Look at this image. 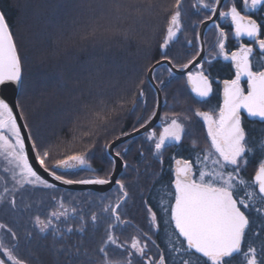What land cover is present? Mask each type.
Returning <instances> with one entry per match:
<instances>
[{
    "label": "trees",
    "instance_id": "16d2710c",
    "mask_svg": "<svg viewBox=\"0 0 264 264\" xmlns=\"http://www.w3.org/2000/svg\"><path fill=\"white\" fill-rule=\"evenodd\" d=\"M117 3L138 5L140 11H118ZM175 3L176 0H0L25 70L19 108L38 158L43 157L45 150L50 153L44 158L46 168H54L67 155L82 152L95 174L109 173L111 160L105 153L106 145L132 128L137 117L138 89H147L148 71L161 58ZM92 30L96 31L95 39L81 40ZM119 103L123 106L119 107ZM102 108L114 109L111 119L96 135L85 138L86 129L80 127L84 111ZM250 158L254 166L244 177L249 183L259 161L264 160V146L256 148ZM62 172L69 179L91 174L84 170ZM57 190L58 206L63 204L68 214L43 232L35 217L47 218L56 202H50V208L47 203L38 206L35 202L27 204L26 200H8L0 205V224L8 225L15 233L13 236L8 229L0 228V244L12 250L16 260L23 259L27 264H99L105 258L99 251L101 247L106 248L107 257L121 251L116 245H105L113 223L110 212L104 211L110 193ZM141 190L144 192L145 187L137 188L136 180L126 188L129 198H138V218L134 222L146 231L149 220ZM250 191L248 188L238 194L244 196ZM246 211L253 220L246 245L264 244L263 237L252 232L257 223L262 225L264 200L255 197ZM93 214L96 220L92 219ZM115 230L119 242L121 237L126 239L121 227ZM155 241L167 264H180L186 256L182 251L168 249L170 233L160 231ZM77 247L79 253L75 251ZM121 254L125 255L124 250ZM192 260L194 264H204L196 253H192Z\"/></svg>",
    "mask_w": 264,
    "mask_h": 264
},
{
    "label": "snow or ice",
    "instance_id": "6c2138e0",
    "mask_svg": "<svg viewBox=\"0 0 264 264\" xmlns=\"http://www.w3.org/2000/svg\"><path fill=\"white\" fill-rule=\"evenodd\" d=\"M200 3L205 9H210L213 15L216 14L214 6L205 3V0H200ZM215 3L219 4L220 0H215ZM243 3L245 7L255 9L258 5H264V0H250V3L249 0H243ZM115 7L118 11L120 9L125 12L140 11V7L135 4L117 3ZM174 8L175 11L171 12L162 45L165 49L178 39V34L182 30L181 0H176ZM219 15L230 18L237 37H249L258 43L260 49H264V39L259 38L262 32L261 25L251 16L242 15L235 4L229 11L221 12ZM216 27L219 28L220 54L234 63L235 78L223 82V104L219 107L218 114L215 110L196 113L206 124L210 148L202 156H197L195 162L184 159L176 161L174 190L170 194L174 203L164 207L163 211L168 215V223L173 226L174 234L180 240L181 245H186L185 251L201 254L206 258L204 264H231V259L237 254L243 255L245 264H264V247L258 252L256 247L245 244L246 235L252 226L250 215L246 211L250 206L249 201L257 196L264 200V160L259 161L251 183L242 179L240 175L241 164L242 162L247 163L248 153L252 151L242 125L241 111L244 110L249 116L264 120V67L254 70L251 59L253 48L249 45L242 44L239 49L230 54L226 52L224 41L227 39V34L223 28L219 27V24ZM95 38V30L81 36V40ZM157 63L159 64V61ZM191 64L193 60L179 67L184 70ZM149 71L154 70L149 69ZM168 72L170 76H174L172 68H169ZM25 80L24 65L9 25L6 10L0 9V156H3L5 161L12 166L9 171L13 172L14 179L18 172V182L22 185L47 184V181L41 179L29 161L21 126L17 123L18 113L15 109L19 108V101L15 99L14 89L22 92ZM242 81L246 82V88ZM187 82L191 86V91L201 100L208 98L213 91L212 82L203 70L187 72ZM138 90L142 97L143 88ZM123 102L126 103V101ZM118 106L122 107L123 103H119ZM112 111L106 108L86 109L83 122L80 123V127L86 129L83 136L91 138L96 135L98 130L111 119ZM181 119L179 114H175L167 118L168 122L162 125L163 130L159 135L154 130L151 132L149 139L155 140L156 152L182 139L186 129ZM32 147L35 148V142ZM126 152L127 149H125ZM49 155L50 153L45 150L43 157H39V163L43 165L44 158ZM115 157L120 158L121 153L115 152ZM86 164L85 154L82 152H75L57 161L58 168L79 167ZM125 166L127 167L126 162ZM51 175L57 180H63V177L56 176L55 172ZM109 175H111V170H109ZM64 182L73 183V181ZM110 182V179L98 177L79 181V183L101 185ZM116 183L122 190V195L115 204H109L104 209L111 213L115 221L114 224L109 225L110 228H114L116 223H127L122 220L121 209L127 202L128 192L123 180L116 181ZM248 188L252 191L245 192L244 196L238 194ZM63 207L61 204L60 208L63 209ZM75 211L76 209L73 208L72 212ZM67 214V209L51 211L46 219L36 216L35 222L43 232L53 227L54 220H59ZM92 219H97L95 214L92 215ZM151 223L157 228L160 224L157 213L154 211L151 212ZM0 228H6L9 233L15 235L6 224H0ZM143 235L145 237L143 241L140 237H134L131 244L127 246L139 253L141 257L146 255L149 239L147 233ZM108 244L116 245L118 249L126 251V245L118 244L117 238L112 234L107 236L105 245ZM173 248L175 249V245ZM5 251L8 250L5 249ZM75 251L79 253L80 248L77 247ZM99 251L105 254V258L99 264H130L129 260L108 258L105 247H101ZM128 255L132 253L129 252ZM0 264H4V261L0 260ZM16 264H27V261L17 259ZM146 264H167V261L163 255H159L158 258L148 257ZM180 264H191V261L181 259Z\"/></svg>",
    "mask_w": 264,
    "mask_h": 264
},
{
    "label": "flooded vegetation",
    "instance_id": "af4514ba",
    "mask_svg": "<svg viewBox=\"0 0 264 264\" xmlns=\"http://www.w3.org/2000/svg\"><path fill=\"white\" fill-rule=\"evenodd\" d=\"M186 1L188 0H183L181 8L188 10V12L185 13L183 11L184 13H182L181 11L182 30L178 34V39L175 42L170 43L168 48L165 49L162 47L161 58L158 61H171V64L175 65V68L177 69H180L179 66L186 64L189 60H193L194 62L198 59V61L191 67L189 65L187 69H184L183 73H175L172 70L174 76L169 75L168 69L170 67L165 63L155 69L153 77L162 96L161 114L158 122L149 130L136 137L127 139L114 149L115 152L117 148L120 149L124 166L118 181L123 180L126 188L134 180H136L137 188L143 187V185H145L143 178H145L146 175L147 178L156 177L153 181H147L148 185L146 191L143 192L141 190V193L144 194L142 197V204L146 209L149 228L144 231L140 225L134 222V220H136L135 217L138 218V198L128 197L129 199H127L131 200V203L128 204L126 202L121 209L122 220L127 223H116V226L112 228L109 234H112L117 238L118 230L115 229L121 227V231L125 233V240L127 241L134 238L135 234H142V237H144L143 234L147 233L149 242L154 248H157L160 253V245L156 243L155 238L160 231L163 232V234L170 233L172 241L167 246L168 249L184 252L186 254L184 260H190L191 264H194L195 262L192 260V252L185 251L186 245H181L180 240L177 239L174 234L173 226L168 223L169 217L163 211V208L170 203H174V200H171L170 194L174 190L173 181L175 178L176 161L184 159L195 162L197 156H202L204 152L210 148L209 139L207 138L206 124L201 117L196 115V113L215 110V113L218 114L219 107L223 104V82L235 78L234 63L231 60L225 59L224 56L220 54L218 48L219 28H217L216 25L219 24V27L223 28L227 34V39L224 41L226 52L230 54L239 49L242 44L249 45L253 48L251 59L253 61L254 70H259L261 67H264V49H260L258 43H255L249 37H237L234 33V25L230 18L221 17L219 14L221 12L229 11L233 4H235L242 15L245 17L251 16L252 19L256 20L257 23L261 25L262 32L259 38L264 39V5H258L255 9H251L244 6L243 0H223L221 5L216 4L215 0H205V3L211 4L216 8V14L213 15L210 9H205L203 7L200 0H191L189 4H187ZM212 18H214V20L203 29L202 25ZM199 70H203L204 74L208 76L209 80L212 82L213 91L210 96L204 100H201V98L197 97L195 93L191 91V86L187 82V72H196ZM242 83L245 84L246 88V82L242 81ZM147 84L148 87L145 90L144 95L138 98V104L135 105L137 117L132 124V128L123 135L141 128L142 125H146L156 112L158 93L149 83L148 79ZM175 114H179L182 118L181 122L185 125L186 133L180 141L171 143L160 152H156L154 147L155 140L149 139V136L153 130L159 135L163 130L162 125L168 122L167 118ZM241 117L242 125L247 134L248 145L252 148V151L248 153L247 163L244 164L242 162L241 164L240 175L241 178L244 179V177L246 178L249 174L248 171L251 172L254 166V164L253 166L251 165L254 161L251 160L250 156L253 155L256 148L262 149V146H264V120L259 117L249 116L244 110L241 111ZM125 149H127L126 153ZM105 151L107 156L110 157L107 147ZM125 162L127 167L125 166ZM79 167L59 169L73 170L75 168L78 169ZM257 168L258 166L253 172L252 177H254ZM128 172H131V174ZM134 176L136 177L134 178ZM115 188H118L122 193V190L117 184L111 190L102 195L111 192ZM25 192V190H19L15 196L9 197L8 200H11L12 202L14 200V203H16V201L20 202V197H22ZM91 192L100 194L94 191ZM90 199L93 202V212L95 213L94 197ZM29 200L31 201L32 199L29 198ZM111 203V200L108 201L107 204H105L104 209ZM250 203H253V200L250 201L249 204ZM133 210L136 211L137 214H133ZM153 211L157 213V219L160 221L158 228L154 227L151 223V212ZM109 217L111 221H113L112 224H114L115 221L111 213H109ZM250 219L253 221L252 218ZM260 223H262V225L257 223L256 228H252V232L258 237L262 236L264 241V219ZM127 231H130V233ZM150 233L154 238L151 237ZM122 241H124L122 237L120 242L117 239V242H119L118 244H122ZM173 245H175V249L173 248ZM248 245L250 244H247L246 246ZM250 246L256 247L259 252L261 248L264 247V244L257 246L251 244ZM5 249L8 251H5ZM126 251L128 250L126 249ZM11 253L12 250L0 244V260H3L4 264H16L17 260ZM196 254L203 259L202 261L204 263L206 258L202 257L199 253ZM240 261L245 264V258L243 255L237 254L231 259V264H240Z\"/></svg>",
    "mask_w": 264,
    "mask_h": 264
},
{
    "label": "rangeland",
    "instance_id": "374dc122",
    "mask_svg": "<svg viewBox=\"0 0 264 264\" xmlns=\"http://www.w3.org/2000/svg\"><path fill=\"white\" fill-rule=\"evenodd\" d=\"M189 1V2H188ZM186 1L187 4H189L191 2V0ZM183 3V0H181V5ZM185 3V4H186ZM184 6V5H183ZM182 11V13H187L188 10L186 9H180ZM184 11V12H183ZM186 15V14H185ZM182 20V18H181ZM166 37V35H165ZM165 39V38H164ZM164 43V40H163ZM162 43V45H163ZM146 89L143 90V92H145ZM116 152H120V149L117 148ZM106 153V152H105ZM107 155V154H106ZM110 156V155H109ZM110 156L109 159L111 160V166L110 169L111 173L114 169V164H113V158ZM87 161V160H86ZM12 166L9 165L3 156H0V205H3L4 202H6L9 197H13L15 196V194L17 193V191H26L22 197H20L21 202L26 200L27 204H32V202H35L38 206H41L42 203H47L49 204L50 202H56V207H54L53 204V208L51 211H63V209L60 208V206H58V204L60 203V199L57 198L55 196V193L58 191L57 186H54L50 183L47 182V184H21L19 183V174L17 172L16 174V178H13V172L9 171V169ZM60 168V167H59ZM57 166H55L54 168L50 169L53 172H55L56 174H58L61 177L67 178L65 177L66 173H63L62 171H64V169H59ZM48 169V168H47ZM80 170H84V171H88L91 172V174L89 175V177H85V178H76V179H70V180H86V179H95V178H109V173L105 176H99V175H95V169L92 167V165L87 161V164L84 166H80L78 169L75 168L73 169V172H80ZM109 172V171H108ZM129 174H131V172H128ZM133 175V174H132ZM86 176V175H85ZM136 176H134L135 178ZM144 177V176H143ZM156 177L154 178H147V175L145 176V178H143V180L145 181V185H143L145 187V191L147 189V185H148V180L149 181H153ZM69 179V178H67ZM64 189V188H63ZM57 190V191H56ZM79 192H86L85 191H79ZM111 194L110 197L106 198L107 200H111V204H115V202L118 200V198L121 197L122 193L119 191L118 188H115L114 190H112L111 192H109ZM144 196V194H142ZM146 196V195H145ZM41 197V198H40ZM28 198H31L32 200L30 201ZM48 198H52L53 201H49ZM105 199V200H106ZM45 200V201H44ZM50 206H48L49 208L51 207V204H49ZM41 219H46V217H43ZM61 220V218L59 219ZM55 221L58 220H54L53 221V225L55 223ZM112 230V228H109V232ZM109 234V233H108ZM151 234V233H150ZM140 235V236H139ZM134 237H140L141 240L143 241L145 239V237H142V234H138ZM151 237H153V235L151 234ZM154 238V237H153ZM133 238L129 239V240H125L122 241V244L126 245V249L128 251L124 252V254H121V252L123 251V249L121 251H118L117 254L111 253L108 255V258H112V259H119L121 261L123 260H129L130 264H146V260L148 257H154V258H158L159 257V251L157 250V248H154V246H152V244L149 242L148 240V248L146 249V255L141 257L139 253L134 252V250H132L130 247H127L128 245L131 244ZM125 251V250H124ZM132 253V255H128V253Z\"/></svg>",
    "mask_w": 264,
    "mask_h": 264
},
{
    "label": "water",
    "instance_id": "95a60500",
    "mask_svg": "<svg viewBox=\"0 0 264 264\" xmlns=\"http://www.w3.org/2000/svg\"><path fill=\"white\" fill-rule=\"evenodd\" d=\"M222 1L223 0H220L219 5H221ZM212 20H214V18L205 22L202 25V28L204 29ZM197 61H198V59L195 60L193 62V64H195ZM164 63L167 64L170 68H172V70L175 73H183L184 72V70L177 69V68L173 67V65L171 63H169L168 60H161V61H159V64L155 63L150 69H153L155 71V69L157 67H159L160 65H163ZM193 64H191L190 67ZM154 71H152V72L148 71L147 79H148L149 83L155 88V90L158 93V105H157L155 115L143 127L139 128V129H137L131 133L121 135L108 144V146H107L108 154L113 158V160H115L114 169L108 178L111 181L109 184L101 185V184H91V183H79V181H82V180H70V179H67L64 177H63V180H57L55 178V176L51 175V173L53 172L52 170L47 169L44 165H41L39 163V158L37 156L35 148L32 147L33 142L31 140V136H30L28 127H27L25 120L22 116L20 108L15 109V111L18 113L17 123L21 126V132H22L24 139H25V146H26V151L28 154L29 161L32 164L33 169L37 172V174L41 177V179L46 180L48 183H50L54 186L60 187V188L73 190V191H85V190L86 191H94V192L100 193V194H103V193L111 190L115 185H117L116 181H118V178L120 177V175L123 171L124 163H123V160L121 157L120 158L115 157V151H114L115 147L120 145L121 143H123L127 139L132 138V137H136V136L144 133L145 131L149 130L150 128H152L158 122L160 114H161L162 96L160 94L159 88H158L157 84L155 83V80L153 77ZM150 77H151V79H150ZM19 93H20L19 89H14L15 99H17V100H18ZM60 168H63V167H60ZM55 175L59 176L56 173H55ZM254 176H255V174H254ZM86 180H90V179H86ZM64 181H73V183H65Z\"/></svg>",
    "mask_w": 264,
    "mask_h": 264
}]
</instances>
